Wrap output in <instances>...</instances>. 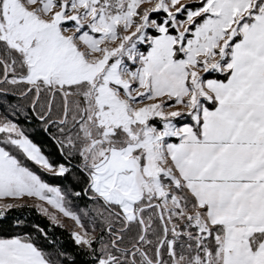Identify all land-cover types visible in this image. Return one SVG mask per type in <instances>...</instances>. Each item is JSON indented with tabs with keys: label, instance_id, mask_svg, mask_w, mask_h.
<instances>
[{
	"label": "snow or ice",
	"instance_id": "obj_1",
	"mask_svg": "<svg viewBox=\"0 0 264 264\" xmlns=\"http://www.w3.org/2000/svg\"><path fill=\"white\" fill-rule=\"evenodd\" d=\"M0 264H264V0H0Z\"/></svg>",
	"mask_w": 264,
	"mask_h": 264
},
{
	"label": "trees",
	"instance_id": "obj_2",
	"mask_svg": "<svg viewBox=\"0 0 264 264\" xmlns=\"http://www.w3.org/2000/svg\"><path fill=\"white\" fill-rule=\"evenodd\" d=\"M37 140H40L41 138L40 137H36Z\"/></svg>",
	"mask_w": 264,
	"mask_h": 264
}]
</instances>
